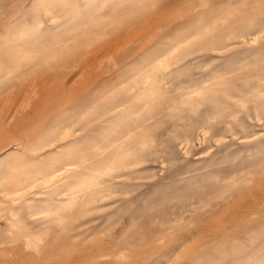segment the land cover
<instances>
[{
    "label": "rangeland",
    "instance_id": "1",
    "mask_svg": "<svg viewBox=\"0 0 264 264\" xmlns=\"http://www.w3.org/2000/svg\"><path fill=\"white\" fill-rule=\"evenodd\" d=\"M3 17L0 264H194L174 232L264 193V0H0ZM46 72L65 84L35 108ZM215 244L199 264H264V223Z\"/></svg>",
    "mask_w": 264,
    "mask_h": 264
},
{
    "label": "bare ground",
    "instance_id": "2",
    "mask_svg": "<svg viewBox=\"0 0 264 264\" xmlns=\"http://www.w3.org/2000/svg\"><path fill=\"white\" fill-rule=\"evenodd\" d=\"M6 17L0 18V29L6 28L8 22ZM255 37V36H254ZM111 46H114V41L112 40L109 44L102 45L99 49L95 50L92 54V59L90 60L92 65L94 64V60L97 56V53L102 51V48H110ZM90 63V64H91ZM175 71V70H174ZM54 76H56L52 72H46L44 74V78L42 80L36 81L32 86L31 89L34 91L31 92L36 94V96H40L38 101L33 102L35 108H38L39 106H42L45 102L50 99L51 94L55 91L54 88L59 89L64 86L65 82H50L54 80ZM37 77V76H36ZM39 79V77H38ZM33 80V79H32ZM35 80V79H34ZM147 81V80H146ZM30 82V81H29ZM28 82V83H29ZM32 82V81H31ZM30 82V83H31ZM148 82V81H147ZM166 82V81H165ZM33 83V82H32ZM207 84V83H206ZM13 85V84H12ZM29 85V84H27ZM11 86V84H10ZM19 86V85H18ZM17 86V87H18ZM25 86V85H24ZM141 86V85H140ZM148 86V85H147ZM16 87V88H17ZM146 87V86H145ZM166 87V86H164ZM7 88V87H6ZM15 88V87H14ZM5 90V89H4ZM3 90V91H4ZM18 90V89H17ZM16 90V91H17ZM28 88H23V91L29 94L31 93ZM14 89V92H16ZM13 92V91H12ZM22 92V94L24 93ZM21 93V90H20ZM19 93V94H20ZM16 94V93H14ZM13 94V95H14ZM19 94H17L19 96ZM12 94H10L11 96ZM32 95V96H33ZM17 96V97H18ZM24 96V95H23ZM37 96V97H38ZM21 97V96H20ZM23 98V97H22ZM26 98V97H25ZM24 98V99H25ZM30 99V94L29 97ZM27 99V98H26ZM33 99V98H32ZM36 100V98H35ZM31 101V100H30ZM16 104V102L14 101ZM30 103V102H29ZM170 106V105H169ZM17 110V109H16ZM115 110V109H114ZM113 111V110H112ZM12 115V114H11ZM33 129V128H32ZM205 130V129H204ZM199 140V139H198ZM263 183H264V176H263ZM260 184V183H259ZM261 185H256L252 187V189H245L246 191L239 196L236 203L238 204L240 201L246 200L247 204L246 206L240 211L237 204L234 205L230 210H225L217 213L215 209H211L208 213H203L199 216V223L196 227H194L192 230L191 228L185 229V230H179L177 232H174V236H177V238H183L181 241H188L191 245V248H193V257H191V260H193L194 264H199L200 261L208 260L211 261V259L214 256V251L216 249L215 242H220L222 239H226V243H228L231 240L240 239L242 238L249 229L255 228L256 226L260 225V223H264V193H262V190L260 189ZM248 187V186H247ZM246 187V188H247ZM249 188V187H248ZM238 194V193H237ZM254 195L259 197L260 200H255ZM237 196V195H236ZM225 200V199H224ZM227 200V199H226ZM229 200V199H228ZM204 201V200H203ZM259 201L263 202V207L258 206L257 203ZM200 202V201H199ZM214 204V203H213ZM232 204V203H231ZM195 205V204H194ZM239 205V204H238ZM192 206V205H191ZM209 206V205H208ZM161 207V206H160ZM163 207V206H162ZM169 207V206H168ZM175 207V206H174ZM184 207V206H183ZM198 207V206H197ZM165 209V207H163ZM167 208V207H166ZM181 208V207H180ZM160 209V208H159ZM169 209V208H167ZM174 209V208H172ZM171 209V210H172ZM193 209V208H192ZM166 210V209H165ZM177 210V209H176ZM181 210H184V208ZM186 210V208H185ZM188 210V209H187ZM158 211V210H157ZM150 213V212H149ZM179 213L180 209H179ZM217 213V214H216ZM172 214V212L170 213ZM178 214V213H177ZM124 215V214H123ZM132 215V214H131ZM157 215V214H156ZM166 215V214H165ZM168 215V213H167ZM174 215V214H173ZM122 216V215H121ZM125 216V215H124ZM154 216V215H153ZM177 216V215H176ZM128 217V216H127ZM130 217V216H129ZM137 217V216H136ZM139 217V216H138ZM137 217V218H138ZM179 218V216H177ZM139 219V218H138ZM144 219V218H143ZM157 219V217H156ZM184 219V218H183ZM193 219V218H192ZM132 220V219H131ZM162 220V219H161ZM121 221V220H120ZM138 221V220H137ZM217 221L219 222L220 226H224V229H216ZM124 222V221H123ZM133 222V221H132ZM144 222V221H142ZM159 221H156V224ZM169 223V222H168ZM118 224V223H117ZM141 224V223H140ZM141 226V225H140ZM156 226V225H155ZM158 227V226H157ZM142 230V229H141ZM156 232V231H155ZM171 241V240H168ZM173 244V241L170 243L165 244V248L171 247ZM184 244V243H183ZM182 245V244H181ZM183 246V245H182ZM178 248V247H177ZM187 248V247H186ZM185 248V249H186ZM157 249L156 246H154L155 250ZM176 249V247L174 248ZM178 250V249H177ZM166 251V250H165ZM170 251V250H169ZM172 251V250H171ZM184 251V249H183ZM186 252V251H185ZM176 254V253H175Z\"/></svg>",
    "mask_w": 264,
    "mask_h": 264
}]
</instances>
